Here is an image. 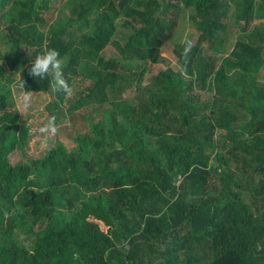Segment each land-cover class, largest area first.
I'll use <instances>...</instances> for the list:
<instances>
[{"label": "trees", "instance_id": "16d2710c", "mask_svg": "<svg viewBox=\"0 0 264 264\" xmlns=\"http://www.w3.org/2000/svg\"><path fill=\"white\" fill-rule=\"evenodd\" d=\"M45 46L71 96L29 76ZM262 69L264 0H0V264H264ZM17 71L55 126L87 111L72 147L26 154Z\"/></svg>", "mask_w": 264, "mask_h": 264}, {"label": "rangeland", "instance_id": "374dc122", "mask_svg": "<svg viewBox=\"0 0 264 264\" xmlns=\"http://www.w3.org/2000/svg\"><path fill=\"white\" fill-rule=\"evenodd\" d=\"M52 4L61 10L65 9V0H52ZM55 14V12H53ZM186 14H180V20H178L177 25L175 26L174 33V42L175 44H184V41L193 42L195 40L196 34L187 22ZM255 21L254 23H256ZM235 32V31H234ZM235 34V33H234ZM163 57L166 58V62L170 67H174L175 59L172 54V46H168L166 51L162 53ZM164 68V63H160L157 65L147 64V72L145 76H143L144 81L143 84H146L147 81L150 80V76L155 74L158 70ZM175 68V67H174ZM260 77L264 79V69L258 72ZM124 96L130 97L132 94L128 91ZM50 100L48 94H39L33 93L28 101H24L21 97L16 98V107L23 114H31L32 117L28 120L27 126L29 130V141L26 147V154L29 157H39L45 151L51 147L55 141L58 139L62 141L67 148L72 147L73 139L75 136L83 131H86L88 125V113L86 110H81L73 113L71 116L65 117L61 121V124L55 126V133L51 131L42 129H46L49 126V118L45 111V104ZM11 159L17 158L15 154L10 156ZM18 238L23 241L24 245H29V240L27 236L19 232ZM245 264H251L250 262ZM252 264H261V258L254 259Z\"/></svg>", "mask_w": 264, "mask_h": 264}, {"label": "clouds", "instance_id": "9594fccd", "mask_svg": "<svg viewBox=\"0 0 264 264\" xmlns=\"http://www.w3.org/2000/svg\"><path fill=\"white\" fill-rule=\"evenodd\" d=\"M191 51V42L185 40L181 53L184 67H186L189 62ZM63 67V60L60 58L59 52L45 46L37 52L34 59L31 61L28 74L29 76L39 78L40 80L48 79L51 94L55 95L62 92L66 96H71L73 89L64 78ZM16 76L18 78L20 97L24 101H28L33 93L24 90L25 83L21 79L20 71L16 72ZM45 130L55 133V117L50 118L49 126L46 129H42V131Z\"/></svg>", "mask_w": 264, "mask_h": 264}]
</instances>
